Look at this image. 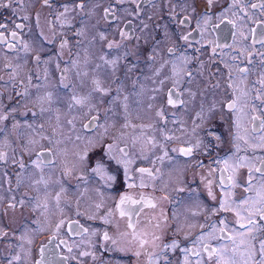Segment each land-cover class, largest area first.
Wrapping results in <instances>:
<instances>
[{
	"label": "flooded vegetation",
	"instance_id": "flooded-vegetation-1",
	"mask_svg": "<svg viewBox=\"0 0 264 264\" xmlns=\"http://www.w3.org/2000/svg\"><path fill=\"white\" fill-rule=\"evenodd\" d=\"M81 2L84 8L76 9L75 5ZM231 2L217 0L208 6L207 0H135V3L132 0L122 3L50 0L51 6H46L44 0H0V4L10 5L0 7V24L6 25L0 28L4 34L0 41V115H8L7 120L0 121V152L7 154V159L0 161V264H9L10 260L12 264H49L53 250L56 264H181L184 253L180 249H166L160 254L163 244L173 240L179 242L180 248L195 247L200 252L199 257L188 254L190 264L197 261L214 264L208 261L201 245H193L197 236L213 231V224L217 238H209L205 243L213 247L232 246L228 237L244 230L239 228L233 212L220 209V200L225 193H230L231 200L237 203L247 197L256 198L261 181L259 174H254L253 189L246 192L248 169L240 168L235 176L239 186L221 185V177L231 175L221 171L222 161L232 157L230 163H234L246 157L260 167V158L264 157V147L258 146L260 133L252 131L251 121L253 115H264L252 111L253 103L259 107L264 102V96L255 100L257 89L261 88L257 81L264 73V46L256 42L253 33V29L258 33L264 27L260 23L264 21V10L252 9L251 4L264 3V0H245L246 14L237 12L236 15H233L235 9H229ZM64 5L70 10L61 16ZM105 8H110V12L105 13ZM17 24L23 27L16 28ZM13 31L17 33L15 37L11 35ZM121 31L126 36H121ZM100 33L105 35L103 41ZM182 35H188L187 42L180 39ZM62 40L67 41L63 48ZM109 42L114 45L112 49L107 47ZM125 53L132 55L125 59ZM182 54L188 58L184 69L194 79L187 84L185 77L180 91L190 87L196 97L189 101L185 92L181 99L188 103L173 107L167 104L172 81L165 78L171 76L170 61ZM102 55L108 59L121 57L115 75L110 70L94 71L102 63ZM150 55L154 60L148 59ZM73 61L77 67H73ZM132 64L136 65L135 69L127 72L126 66ZM161 65L164 67L157 76L154 73ZM65 68L67 73H62ZM241 68L248 69L243 76L238 71ZM77 70L87 75L77 76ZM97 77L102 87L108 89L107 95L92 92V81ZM160 80H165L162 87ZM230 82L239 86L235 92L227 87ZM118 88L121 91L117 97ZM157 88L161 90L153 91ZM241 90L248 92L237 104L243 108L240 134L247 143L234 139L233 121L240 114L223 107L241 96ZM73 95L88 97V100L83 106L70 107ZM129 100L134 102L136 113L143 112L138 121L151 131L134 142L132 151L126 141L117 143L114 137L106 135L109 115L119 110L125 116L126 110L130 111L124 107L125 104L128 107ZM59 101L68 110L62 119L65 129L57 122L62 113L51 106L52 102ZM213 104L216 111L212 119L193 132L200 123L197 113L201 105L207 111ZM161 109L163 117L156 115ZM51 112L54 113L50 115ZM91 116L99 119L85 128ZM209 128L219 140L207 135ZM165 135L174 139L165 141ZM198 139L202 141L201 147L194 149L191 156L172 151L194 145ZM108 144L115 146L112 154L118 158L124 154L116 149L126 148L127 158L132 161L129 173L132 181L126 180L123 167L110 159ZM36 152L43 154L44 163L40 168L32 163L37 159ZM101 161L106 173L117 177L116 181L107 183L106 175L101 181L100 174L92 172ZM21 163L24 168L20 167ZM138 168L149 169L152 175L141 177L136 171ZM90 177L105 187L103 193L107 195L97 193V198L106 200L98 208L100 215L96 220L91 218L88 206ZM141 179L147 187H139ZM208 181L212 182L210 187L215 199L209 195ZM128 183H135L136 187L129 188ZM125 193L134 199L143 194L155 203V208L145 206L133 218L139 236L161 237L155 246L149 243L140 248L132 235L133 229L128 227V216L120 215L116 205ZM13 196L15 208L9 207ZM22 198L25 202L20 205ZM221 220L227 225L224 232L219 231L225 227L220 224ZM61 221L57 231L55 226ZM94 223L97 227H93ZM26 229L31 244L22 239ZM105 232L110 239H104ZM258 238H264V232L258 233ZM113 240L117 241L116 245ZM137 251L139 256L135 254ZM81 252L89 255L81 256ZM152 253L159 255L150 260ZM17 255L20 259L13 260Z\"/></svg>",
	"mask_w": 264,
	"mask_h": 264
},
{
	"label": "snow or ice",
	"instance_id": "snow-or-ice-1",
	"mask_svg": "<svg viewBox=\"0 0 264 264\" xmlns=\"http://www.w3.org/2000/svg\"><path fill=\"white\" fill-rule=\"evenodd\" d=\"M123 0H117V3H122ZM133 3H135V0H132ZM217 0H207V5L211 6L213 5ZM44 5L46 6H51L50 0H44ZM10 5L8 4H0V7H9ZM64 11L60 13L61 16H64L67 12H69V7L68 5H64ZM76 9H83L84 8V3H78L75 5ZM252 9L260 8L264 10V3H258V4H251ZM137 9H139V5H137ZM229 9H235L236 11L233 12V15H236L237 12H243L246 14L247 12V5L245 3V0H232ZM105 13L110 12V8H105L104 9ZM114 16V13H112ZM243 19V17H241ZM27 19V17H25ZM184 20H181L180 23L184 24ZM207 22V18H205V23ZM261 24H264V21L260 22ZM23 25L17 24L16 28H21ZM147 27V25H145ZM0 28H6V25L0 24ZM253 33L256 36V42L261 44V46H264V27H261L259 32L257 33L255 29H253ZM13 37L17 35L15 31L11 33ZM121 36H126V33L121 31ZM241 36H243V33H241ZM100 40L103 41L105 39L104 33H100L99 36ZM4 39V34L3 32H0V41ZM181 40L187 42L188 41V35H182L180 37ZM67 43L66 40L61 41V48L65 46ZM10 47H14V45H10ZM108 49H112L114 47L113 43L109 42L107 45ZM115 47H119V45H115ZM215 51V49H213ZM170 53H174L173 49H169ZM129 55H132L131 53H125L124 58L126 59ZM251 55V53H249ZM36 59L39 61V57H36ZM121 57L117 56L112 59L106 58V56L102 55L100 56V60L102 63L97 64L96 68L94 71L100 72V71H111L113 75H115V72L118 70V64L120 61ZM149 60H154V56H149ZM168 63V62H166ZM171 66H172V72L170 77H166L165 79H171L172 81V87L169 88L168 90V96H167V104L171 105L173 107H176L178 105L184 106L187 101L181 99L183 94L186 92L189 97V101H192L196 97V93L192 91L190 87H184L183 91H180L182 83L185 82V77L187 78L186 83L191 84L194 77L191 72H187L184 69V65L188 63V58L185 55H181L176 57L174 60L170 61ZM6 68H10L11 65H5ZM73 67H77L75 61H73ZM136 65L132 64L130 67L126 66L127 72H132L133 69H135ZM164 67V65H161L160 69H156L155 75H159L161 72V69ZM62 73H67L68 69H62ZM238 71L241 73L243 76L248 72L247 68H241L238 69ZM77 76H86V72H80L77 70L76 72ZM229 79L230 81L232 80V74L229 72ZM61 83H63V77L61 80ZM94 87L92 89V92H98L101 94V96L107 95L108 94V89L102 87L101 80L97 77L94 78L92 81ZM165 83V80H160L159 84L162 87ZM261 85L260 89H257V95L255 97V100H260L261 96H264V73L261 74V79L257 81ZM65 88L69 87L67 84H63ZM218 87V85L214 86ZM228 88L233 89L235 92L236 88H238V85H234L233 82H230L227 86ZM161 89L157 88L154 89L153 91L159 92ZM117 97L119 96V93L121 91L120 88L117 90ZM92 92L89 93V95L92 94ZM175 94V98H173ZM19 95V94H18ZM248 92L241 90V96H237L235 99L230 100L226 105H223L224 108H226L229 112L231 113H239L240 115L236 116V119L233 121L234 126L236 128V133L234 136V139L239 141V140H245V143H247V140L245 139V136H242L240 134V129H241V115L243 114V108H238L237 104L238 101L241 99V97H247ZM51 98V94H49V99ZM72 101L73 104L70 105L72 107L73 105H85L86 101L88 100V97H77L75 95L72 96ZM155 99V97H153ZM124 100L127 101V96L124 97ZM125 108H127V104L124 105ZM149 108L152 107L151 104L148 105ZM11 111H15V109H12ZM216 111V106L215 104L211 105L208 107L207 111H205V108L203 105H201L200 111L197 113V118L200 120L199 124H196L195 128H193V132L196 131L197 128H201L204 123L207 121L211 120L212 117L214 116ZM252 111L256 112L259 111L261 113H264V102H262L259 107L253 103L252 104ZM85 117H88V114H84ZM157 116L163 117V110H158L156 112ZM8 119V115H0V121H4ZM99 119L98 116H91L89 119V124H85L84 127L88 128L91 124L95 123ZM251 121L254 125L252 131L254 133L258 132L260 133V144L258 145L259 147H264V115H253L251 117ZM258 122V123H257ZM71 124L72 121H69ZM128 125L125 124V127ZM2 131V129H0ZM247 132V130H245ZM207 135L209 136H214L216 140H219L220 137L216 136L211 128L207 130ZM176 139H179L178 137H175ZM165 141H170L174 139L173 136L171 135H165L164 136ZM151 142V141H150ZM91 143V142H89ZM201 140H197V142L194 145H189L188 147H182L180 149H172V151H179L181 155L183 156H191L193 153L194 149H199L201 147ZM114 145L113 144H108L106 146L107 149V154L109 155L111 160H115L117 165H121L124 170V177L128 181H132L133 177L129 174L130 173V165L132 161L128 159V153L126 151V148H119L116 149L120 153H123V157L118 158L117 156L113 155L114 151ZM163 147V145L161 146ZM237 151H239V144L236 145ZM42 153L41 152H36V157L37 159L32 161L33 165L36 168H40L44 161L42 159ZM165 155H167V152L165 151ZM7 159V154L0 152V161H4ZM81 159H84L82 156ZM163 159V157H161ZM232 157H228L222 161L224 164V168L221 169L222 172H231V175L229 176H222L221 177V185H227L228 187H236L239 186L237 184V181L235 179L237 170L240 168H247L248 169V179H247V187H245V191H251L253 189L252 185V180L255 178L254 174L258 173L259 178L261 181L260 184V189L257 192V197H247L239 203L232 201L230 198V193H225L224 197L220 200L219 207L223 211H230L235 214L237 217V224L239 225L240 229H243L244 231H236L235 235H230L228 239L231 241L232 246L229 247L227 244L221 245L219 247H213L209 243H205L206 240L209 238L211 239H216L214 233L216 231V225H212V232L209 233H202L201 235L196 237V240L193 241V245H201L203 247V251L207 253V259L208 261H214V264H264V238H258V233L264 232V157L260 158V167H256L253 162L246 157H240L237 159L234 163H230L232 161ZM215 163H221V161H215ZM202 166V165H201ZM21 168H24L25 165L23 163L20 164ZM138 173L141 174V177H143L144 174H147L148 176H151L152 173L149 169L145 168H138L136 170ZM92 172L96 174H103L106 175V179L108 182H114L116 181L117 177L111 174L106 173V167L104 163L97 162L95 167L92 168ZM211 181H208L209 184V195L212 196L213 199H215V196H213L212 191H211ZM129 188L136 187L135 183H128ZM139 187H147V185L143 182V179H141V183ZM2 199V197H0ZM24 199L19 200V204L23 205L24 204ZM133 205H137L138 207H132ZM151 207L155 208L156 205L152 201L150 197H146L143 194L140 195L139 199H134L132 195L130 194H122L119 197V202L117 203L116 207L120 212V215L123 216H128L129 218V224L128 227L133 229L132 235L134 238L138 240L140 248H144L145 245L152 243L154 246L156 244V241L160 240L161 237L155 234H152L151 238L148 239L147 234H144V236H139L135 232V224L133 223V218L137 217L140 212L143 211L144 207ZM9 207L15 208L16 207V198L13 196L10 203ZM99 208L100 205H97ZM111 213H109L110 215ZM105 222L107 223L108 220L105 218ZM63 221L60 223L56 224L55 229L58 231L61 227V224ZM221 225H225V227H222L219 229L220 232H224L225 228L227 227L226 223L224 220L220 221ZM157 228L160 227V224L158 223L156 225ZM203 227V226H201ZM38 231H42L43 229H37ZM84 231H87L85 229ZM122 235H128L127 233H124ZM22 239H27V242L31 244L32 240L30 236H28V230H25V236L22 237ZM104 239L108 240L110 237L108 236L107 232L104 233ZM222 239V237H221ZM258 240V244H257ZM63 243V242H62ZM113 245L117 244L116 240L112 241ZM166 249H180L182 253H184L183 261L181 264H190L188 260V254L191 253L197 257L200 256V252L195 250V247H186V248H180V244L177 240H173L170 244L165 243L163 244L162 250L160 254H163V251ZM69 252L72 251L71 248L68 249ZM122 250V249H121ZM43 251V248L41 249ZM137 256L140 255V252L137 251L135 253ZM81 256H86L89 255L87 252H81ZM159 254L152 253L150 254V260L152 259L153 256L158 257ZM13 260H19L20 257L17 255L12 258ZM165 259H167L165 257ZM9 264H12L11 260L9 261ZM39 264V262H37ZM49 264H56V254L55 251L53 250L51 253V258L49 261ZM197 264H202L201 261H197Z\"/></svg>",
	"mask_w": 264,
	"mask_h": 264
},
{
	"label": "rangeland",
	"instance_id": "rangeland-1",
	"mask_svg": "<svg viewBox=\"0 0 264 264\" xmlns=\"http://www.w3.org/2000/svg\"><path fill=\"white\" fill-rule=\"evenodd\" d=\"M140 106H142V100L140 99ZM109 103H114V104H118L119 102H112V101H108ZM53 110H57L59 112H61V116L59 117V119L57 120V122L61 125H59V127L61 129H65V125H63V117L65 116L66 112L68 113V110L66 109V104L65 103H60V101L55 104L54 102H52L51 104ZM135 107V104L133 101L129 100V105H128V110L125 112V116L122 112L123 115H120L119 110H117L115 112L114 115H109V121L106 124V135H111L112 137H114L116 139L117 143L120 142H124L126 141L130 147H131V151L134 149V145H135V141L138 140L139 138H141V136L143 134H151V131L149 130V128H147L146 126H142L141 122H139L138 120H140V116L142 115L143 112L141 113H136L133 109ZM54 111V112H55ZM54 112H51L50 115H52ZM75 116V122H76V118L78 116V114L74 115ZM122 116V118H121ZM49 123L51 120V117H47ZM73 119V117L70 118V121ZM57 124V123H55ZM125 124H127L128 126L125 127ZM101 176V181L105 180L104 175L100 174ZM94 178L90 177L89 178V185H90V196H89V202H88V206H89V213L91 216V218L95 219L99 218V213H98V207L97 205H100V207L104 204V201L106 200V198L104 199H99L97 198V193L100 192V194H102L103 196L107 197L106 193H103L106 191L105 187L100 185V184H96L95 182H93ZM106 182L108 183L107 179ZM79 192H81L80 190H78ZM5 197H3L4 199ZM1 201V200H0ZM86 203V202H84ZM99 207V208H100ZM93 227H97L96 224L94 223Z\"/></svg>",
	"mask_w": 264,
	"mask_h": 264
}]
</instances>
